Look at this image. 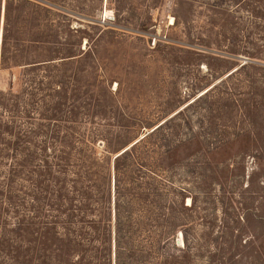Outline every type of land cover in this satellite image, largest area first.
Returning a JSON list of instances; mask_svg holds the SVG:
<instances>
[{
	"label": "rangeland",
	"instance_id": "obj_1",
	"mask_svg": "<svg viewBox=\"0 0 264 264\" xmlns=\"http://www.w3.org/2000/svg\"><path fill=\"white\" fill-rule=\"evenodd\" d=\"M30 87L37 119L56 109V153L96 137L107 156L148 137L159 155L143 156L154 173L143 198L161 176L166 218L183 204L187 264H264V0H0V102L16 107L0 157V264L33 256L26 163L41 145L23 140L11 97Z\"/></svg>",
	"mask_w": 264,
	"mask_h": 264
},
{
	"label": "trees",
	"instance_id": "obj_2",
	"mask_svg": "<svg viewBox=\"0 0 264 264\" xmlns=\"http://www.w3.org/2000/svg\"><path fill=\"white\" fill-rule=\"evenodd\" d=\"M1 65L5 69L4 53ZM31 90L30 87L29 95ZM207 93L196 101L204 99ZM11 97L12 102L19 103V99L22 102L23 122L17 127L25 137L23 140H30L27 146L41 145L35 153L27 155L30 160L26 163L29 173L26 197L30 205L26 208L25 225L31 256L33 253L29 264H187L190 238L185 230L179 231L182 223L178 217L183 204L171 200L172 217L166 218L165 210L155 201V197L165 196V187L157 180L163 177L158 175L159 178H150L148 197L143 198V184H147L143 176L145 172L152 173L145 169L143 156L159 155L155 148H149L148 137L107 156L96 152L99 140L96 137L88 142L91 146L90 150L89 145L84 150L86 153L82 147L76 153H56L55 130L60 131L61 125L53 102L39 120L37 92L28 97L35 101L28 98L23 101L17 95ZM3 105L0 102V157L12 147L6 137L11 134L12 112L16 108L11 104L5 110ZM169 125L170 121L163 123L152 134L161 133ZM1 164L0 167L5 165ZM152 208H156L155 214ZM160 222L173 226L172 230L153 231L161 226ZM180 234L183 248L177 245Z\"/></svg>",
	"mask_w": 264,
	"mask_h": 264
},
{
	"label": "water",
	"instance_id": "obj_3",
	"mask_svg": "<svg viewBox=\"0 0 264 264\" xmlns=\"http://www.w3.org/2000/svg\"><path fill=\"white\" fill-rule=\"evenodd\" d=\"M177 244H178V245H181V244H182V241L179 239V240L177 241Z\"/></svg>",
	"mask_w": 264,
	"mask_h": 264
}]
</instances>
